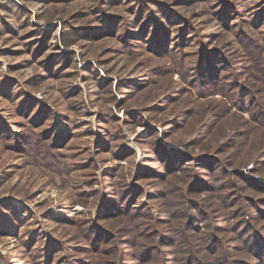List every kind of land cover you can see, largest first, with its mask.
Wrapping results in <instances>:
<instances>
[{
    "label": "rangeland",
    "instance_id": "rangeland-1",
    "mask_svg": "<svg viewBox=\"0 0 264 264\" xmlns=\"http://www.w3.org/2000/svg\"><path fill=\"white\" fill-rule=\"evenodd\" d=\"M10 2L0 7V264H264V190L249 185L264 184L253 162L264 126L252 119L264 111V0ZM204 54L215 61L201 73ZM244 94L256 100L248 111ZM236 134L234 148L200 158ZM248 153L239 178L220 166Z\"/></svg>",
    "mask_w": 264,
    "mask_h": 264
},
{
    "label": "trees",
    "instance_id": "trees-1",
    "mask_svg": "<svg viewBox=\"0 0 264 264\" xmlns=\"http://www.w3.org/2000/svg\"><path fill=\"white\" fill-rule=\"evenodd\" d=\"M10 1H12V0H6L0 7H3V5L6 3V2H10ZM11 3V2H10ZM10 3H8V6H10L11 4ZM48 21H50L49 19H48ZM101 30H102V28H96V30H94L92 27H86V30H85V32H87L88 33V36H90V37H92V38H95V39H97V38H99V37H101V35L102 34H100V32H101ZM46 34H48V32H46ZM63 42H64V44L69 48L71 45H73L74 44V42H72V41H70V40H67L66 38H63ZM160 44H162L161 42H160ZM163 50H166V48H165V46H163V47H161V51H163ZM69 53H71V52H69ZM72 54V53H71ZM206 54H204L203 56H202V66H201V73H203L205 70H206V67H207V64L209 63V61H211V63L212 62H214L215 60H214V58L213 57H207V56H205ZM71 60H69L68 61V63L70 62ZM67 66L68 65H66V68H67ZM47 68H49L50 70H53V67H52V64H49L48 65V67ZM104 81H106V80H104ZM108 82H111V81H109L108 80ZM122 83L123 82H120V83H118V85L119 86H122ZM100 84H101V82H100ZM246 96L248 97V96H251V95H249V94H247L246 93ZM247 97H245V94H244V96L242 95V99H241V102H240V104H239V109L241 110V111H248V110H250L252 107H255L256 106V104H253V102L254 101H256V100H253V98L252 99H250V100H248L249 98H247ZM161 103H164V102H170V101H174V99H168L167 97H162L160 100H159ZM262 108H264V105H261V106H259V109H262ZM134 114H136V116H138V117H140V114L138 113V112H135ZM183 115V113H181V116ZM103 121H105L104 119L105 118H101ZM115 119H116V117H115ZM252 119L254 120V121H256V122H258V123H260L261 125H263L264 126V111H259L258 113H255L254 115L252 114ZM111 121V120H110ZM204 127H206V126H204ZM158 131L157 129H153L152 130V133L153 132H155V133H158V132H156V131ZM203 133V131L202 132H197V133H195V134H202ZM63 137H65V136H63ZM237 138V134L232 138V139H230L229 140V142H227V141H225V142H223L219 147H218V149H216L215 147H213L212 145H208V146H203V152H202V154H201V156H200V158L201 159H207V158H210V157H212V153H220V154H224V153H226L229 149H232V148H234L236 145L234 144V141H235V139ZM48 139V141H49V146H50V150L51 151H53V149H55V148H58L59 149V147H57L56 146V140L54 141V140H52V138L51 137H48L47 138ZM55 139V138H54ZM57 139H59V138H57ZM196 143H198V141L196 142ZM240 144H242V142H240L239 143V145ZM51 145H54V147H52ZM58 151H60V150H58ZM54 153V152H53ZM163 153V155L164 156H166L167 158H168V160H169V157H171L169 154H168V152H162ZM174 155H177V154H174ZM173 155V156H174ZM248 160L247 159H245V158H242V159H240V160H235V159H232V160H225V161H221L220 162V166L222 167V168H224V169H226L225 167H227V168H229L227 171H228V173L230 174V175H233V176H236V177H240V172H239V169L238 168H240V167H243V166H245V165H247L250 161H253V155H251V154H249L248 153ZM177 159H179V157H177ZM261 161V162H260ZM254 163H255V165H257V167L258 166H261V165H264V158H256V159H254V161H253ZM214 176H215V174H214ZM192 177V174H188L187 175V180H186V187L185 188H183L182 190L183 191H188V192H190V190H192L193 188H194V183L192 184V186L190 187V178ZM248 182H250V181H248ZM196 183V182H195ZM253 183V182H252ZM251 182H250V184L249 185H251V186H253L254 188H256V189H260V190H264V184L263 183H257V186H255L254 184H252ZM206 184L207 185H210V182H206ZM248 185V184H247ZM224 186V185H223ZM223 186H218V187H216V186H213L214 188H213V190L212 191H216L217 190V192H222V191H225L226 190V187H223ZM189 188H190V190H189ZM130 188L129 187H126V188H124L123 186H122V188H121V191H122V196H123V201H128L130 198H131V196H130V190H129ZM124 191V192H123ZM182 191V192H183ZM218 194H215V193H211L210 194V197L212 198V199H215V198H217L218 196H217ZM227 197H228V194H224L221 198H220V200H221V203H223V204H225L226 203V200H227ZM108 202H111V200H108ZM98 215V214H97ZM97 218H100V214L97 216ZM186 218V217H185ZM190 219L191 218H187V221H186V229H190L191 228V225H190V223H189V221H190ZM67 222V225H69V227H70V229H71V231H73L72 230V228H71V226H73V225H75V224H79L80 225V227H82V231H84V232H86V234H90V230H89V228H88V226H87V224H83L84 222H83V220H75V219H71V220H67L66 221ZM182 224L180 223L178 226L177 225H175V226H172V228H171V230L173 231V232H175V233H180L182 230L180 229V227L179 226H181ZM80 227H77L76 229H79ZM84 227V228H83ZM83 229H85V230H83ZM158 232V231H157ZM91 235V234H90ZM99 238H101V236H100V234H97L96 235V239L98 240ZM257 246H260V244L259 243H257L256 244V246L255 247H257ZM261 248L262 247H259L258 248V250H259V252H258V254H260L261 253ZM107 255H110V254H107Z\"/></svg>",
    "mask_w": 264,
    "mask_h": 264
},
{
    "label": "built area",
    "instance_id": "built-area-1",
    "mask_svg": "<svg viewBox=\"0 0 264 264\" xmlns=\"http://www.w3.org/2000/svg\"><path fill=\"white\" fill-rule=\"evenodd\" d=\"M6 0H0V6L5 2ZM14 1H18V0H14Z\"/></svg>",
    "mask_w": 264,
    "mask_h": 264
}]
</instances>
